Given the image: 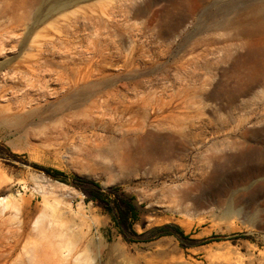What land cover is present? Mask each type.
I'll use <instances>...</instances> for the list:
<instances>
[{
	"label": "rangeland",
	"instance_id": "1",
	"mask_svg": "<svg viewBox=\"0 0 264 264\" xmlns=\"http://www.w3.org/2000/svg\"><path fill=\"white\" fill-rule=\"evenodd\" d=\"M52 2L0 0L24 23L0 22L18 40L0 48V198L21 196L0 224L27 226L5 264L37 230L94 246L89 264H264V0ZM147 133L151 160L126 159ZM46 169L118 188L148 241ZM168 224L194 243L150 234Z\"/></svg>",
	"mask_w": 264,
	"mask_h": 264
},
{
	"label": "bare ground",
	"instance_id": "2",
	"mask_svg": "<svg viewBox=\"0 0 264 264\" xmlns=\"http://www.w3.org/2000/svg\"><path fill=\"white\" fill-rule=\"evenodd\" d=\"M10 1H12V0H10ZM15 1H17V0H15ZM51 1L54 2V3L52 2L53 4L57 5L59 0H51ZM18 2L22 3L24 1H18ZM13 3H17V2H13ZM13 3H11V4L7 3L8 5H6L5 7H3V9H1V11H0V19H1L0 22H1V24H3L4 22L5 23L7 22V24L8 23L12 24V22L16 21V23H19V26L22 27V25L24 24L23 18L20 17L22 19L21 20L18 19V17H17L18 14H16L17 10L18 11L20 10L18 7L19 5L17 6L16 4H13ZM3 4H5V3H3ZM21 9H22V7H21ZM254 9L258 15L257 16L258 21H260L261 23L264 24V5H256L254 7ZM22 11H24V9ZM12 31H13V29L11 27H5V26L0 31V48L4 47L8 41L9 42L18 41L16 37H13L14 35H13ZM66 99L67 98H65L64 101ZM30 113L31 112H29L28 115H30ZM12 122L14 124H20L21 119L13 120ZM175 136L176 135H168V136L164 137V139L166 140L165 141L166 144H165V149L161 153L162 155L171 156L173 154V151L175 149V145H174L175 140H176L175 138L177 137V136L176 137ZM162 139L163 138L158 136V134L157 135L152 134V133L145 134L144 136L140 137L134 145L130 146V149L132 148V150H134V152L128 153L127 157H125V158L131 159L132 161L134 159L137 160L140 158V162L142 161L141 163H143V162L147 163V161L151 160V155H150V153H152L151 148H153L154 146H157L161 142ZM178 170H176V171H178ZM169 190H170V193H169L170 195L167 194L169 196H165L166 194H164V196L162 195V197L171 198V196H173V198H174L173 189L170 188ZM174 190L176 191V189H174ZM160 191L159 190L155 191L151 195V197L153 199L154 198L157 199L158 195H160V198H162ZM180 191H181V189H180ZM184 194H185V192L183 193V195ZM20 197H21L20 195H17V197L8 196V197L0 198V216L6 210H13V211L17 212L18 207H19ZM167 198H166V200H168ZM1 225H3V224L2 223L0 224V264H5L7 262V260L11 256H13V254L17 251L19 243L25 238V236H26V233H25L26 228L25 227H27V226L23 225L22 227H20L19 232L17 231L18 229L16 231L7 230L6 234L5 233L2 234V230H1L2 226ZM42 234L43 233L41 230H37L35 233V238L33 237L34 240L29 241L25 245V247H23L24 258L20 261V264H89V262L91 261L90 260V253H91V248H93L94 246H90V245H84V246L80 245L79 246L78 244L77 245L74 243L72 244L68 240H66V242H57V241L52 240V239L43 240ZM63 241H65V240H63Z\"/></svg>",
	"mask_w": 264,
	"mask_h": 264
},
{
	"label": "trees",
	"instance_id": "3",
	"mask_svg": "<svg viewBox=\"0 0 264 264\" xmlns=\"http://www.w3.org/2000/svg\"><path fill=\"white\" fill-rule=\"evenodd\" d=\"M45 172L48 175H51L56 180L66 183L73 184V181H79L84 183L83 192L87 197V200L97 202L103 210H105L115 223V226L120 229L122 226L124 229H127L132 237L127 238L129 241H148V239L139 240L140 235L136 234L132 228L133 222L137 219V211L132 203V198L127 197L121 193H119L118 188H111L109 190H102L100 185L96 182L84 181L77 177H68L63 172L58 170L46 169ZM150 234H153V238H159L162 236H172L177 241H179L182 245L184 244H192L194 240L189 238V235L184 234L183 230L175 225H163L160 227H155L151 230ZM245 237L242 234H237L234 236ZM220 237L211 236L207 240H204L202 243H211L219 241Z\"/></svg>",
	"mask_w": 264,
	"mask_h": 264
}]
</instances>
